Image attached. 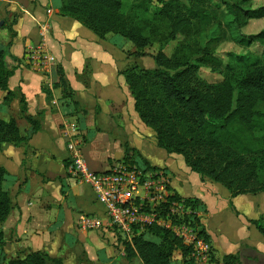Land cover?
I'll return each mask as SVG.
<instances>
[{"label":"crops","instance_id":"1","mask_svg":"<svg viewBox=\"0 0 264 264\" xmlns=\"http://www.w3.org/2000/svg\"><path fill=\"white\" fill-rule=\"evenodd\" d=\"M62 7L63 0H0V48L7 49L13 69L8 82L11 99L0 91V121L13 120L27 139L0 145L2 186L11 203L0 223V264L37 252L64 264H142L138 258L124 259L118 234L108 226L93 191L69 172L63 131L68 122L78 127L91 171L106 172L123 161L122 144L127 143L135 150V161L139 157L147 162L145 168L164 173L172 196L199 201L203 209L197 212L198 222L214 264L236 255L239 264H264V237L251 224L264 219V194L231 197L221 185L191 172L182 157L159 150L122 76L138 67L133 65L137 50L122 37L99 39L80 22L62 16ZM43 24L47 32L40 28ZM42 41L44 66L35 67L28 55ZM59 69L73 93L69 104L53 87ZM21 98L26 115L39 125L36 133L22 115ZM142 166L138 167L145 169ZM88 217L99 219L102 227L88 229L83 222ZM148 238L155 239L149 234ZM188 258L174 251L171 264H184Z\"/></svg>","mask_w":264,"mask_h":264},{"label":"trees","instance_id":"2","mask_svg":"<svg viewBox=\"0 0 264 264\" xmlns=\"http://www.w3.org/2000/svg\"><path fill=\"white\" fill-rule=\"evenodd\" d=\"M256 0H187L163 3L152 14L153 20L167 28L166 40L181 39L188 42L196 34L218 24V14L230 18L239 31L251 20L264 19V5L249 8ZM151 0H135L138 10L148 13ZM251 7V6H250ZM123 0H63L60 14L83 24L99 39L118 35L130 42L137 50V58L144 57L145 50L153 40L144 35L135 25L133 16L122 13ZM14 22H12V25ZM13 38V34H10ZM239 45L262 49L261 57L252 64H246L242 56H235L242 71L234 76L229 73L233 66L227 65V74L217 84H205L198 78L200 67L212 73H221L222 63L208 47L195 46V62L189 58L173 55L168 58L159 50L151 58L152 69L130 68L122 73L126 86L134 100V108L141 122L155 134L157 148L167 154L182 157L191 172L202 179L221 185L231 197L264 194V31L255 35H240ZM10 46V43L7 47ZM13 69L8 65L7 49L0 48V91L8 92V82ZM60 89L69 104L73 97L69 83L58 70V82L53 85ZM21 112L32 127L33 133L39 125L26 115V104L21 98ZM79 107L78 102H74ZM84 115L85 111L80 108ZM27 142L20 136L13 120L0 121V145ZM123 162L137 165L132 157L135 153L127 143L122 144ZM144 168L147 162L141 160ZM149 169V168H145ZM154 170V169H151ZM5 172L0 169V223L4 222L11 210L8 195L3 190ZM171 200H181L170 196ZM194 212L203 209L197 200H182ZM199 234L205 238L198 218H195ZM264 237V219L251 222ZM127 242L119 237L124 259L138 258L142 264H171L174 251L179 250L185 257L188 247L171 233L149 228L137 233ZM148 234L155 237L148 238ZM206 239V238H205ZM4 245L0 234V248ZM213 262V258H212ZM239 256H225L221 264H239ZM8 264H64L63 260L50 257L42 252L16 258ZM184 264H191L189 258Z\"/></svg>","mask_w":264,"mask_h":264},{"label":"built area","instance_id":"3","mask_svg":"<svg viewBox=\"0 0 264 264\" xmlns=\"http://www.w3.org/2000/svg\"><path fill=\"white\" fill-rule=\"evenodd\" d=\"M50 12H47L49 14ZM40 28L48 31V25ZM45 43L28 55L35 67H43ZM47 58V57H46ZM53 63L54 58L48 57ZM66 149L70 153L69 172L79 184L88 186L104 211L105 220L123 240L131 238L145 229L157 228L171 233L189 249L191 264H212L210 243L199 234L195 218L198 213L182 200H171L168 180L163 172L142 169L137 165L116 162L106 172L91 171L82 154L83 142L75 123L63 126ZM84 224L90 230L102 227L99 219L88 217Z\"/></svg>","mask_w":264,"mask_h":264},{"label":"rangeland","instance_id":"4","mask_svg":"<svg viewBox=\"0 0 264 264\" xmlns=\"http://www.w3.org/2000/svg\"><path fill=\"white\" fill-rule=\"evenodd\" d=\"M171 1L186 2L187 0H151L148 5L147 14L137 9L135 0H123L122 13L126 16H133L135 18V25L143 31L144 35L149 36L151 40H153L152 45L145 50L146 55L139 58L135 57L133 65H138V68L140 69L154 68L155 64L151 56L156 54L159 50H162L168 58L176 55L178 57L189 58L190 61L195 62L196 57L193 55L195 52V46L198 45L201 48L208 47L213 51L215 57H217L222 63L221 73H212L208 68L201 66L198 72V78L205 84H217L220 83L228 73L226 68L227 65L233 66V71L229 73L230 76H234L242 71V69H240V64L237 63L234 58L235 56L244 57L246 59V64H252L255 62L256 58L261 57L262 49L260 47L251 46L250 48H244L243 46H240L239 36L241 34L255 35L263 32L264 19L251 20L244 28L238 31L236 27L232 25L230 18H223L221 14H218V24L208 27L199 35H194L190 41L183 42L181 39L177 41H167L166 26L160 22L154 21L152 14L159 10L163 3ZM228 1L231 3L239 2V0ZM263 5L264 0H256L250 5L251 7H248L254 9ZM112 36L120 38L118 35ZM129 44L131 43L129 42ZM148 130L152 132L151 129ZM179 157L181 158V156ZM138 161L137 165L143 167L142 161L139 157ZM152 163H155V160H153ZM212 264H214V262H212Z\"/></svg>","mask_w":264,"mask_h":264},{"label":"water","instance_id":"5","mask_svg":"<svg viewBox=\"0 0 264 264\" xmlns=\"http://www.w3.org/2000/svg\"><path fill=\"white\" fill-rule=\"evenodd\" d=\"M2 24H3V22H0V28H1Z\"/></svg>","mask_w":264,"mask_h":264}]
</instances>
